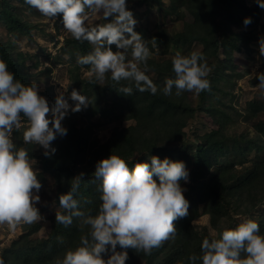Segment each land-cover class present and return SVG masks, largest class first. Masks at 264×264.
Listing matches in <instances>:
<instances>
[{
    "label": "trees",
    "instance_id": "1",
    "mask_svg": "<svg viewBox=\"0 0 264 264\" xmlns=\"http://www.w3.org/2000/svg\"><path fill=\"white\" fill-rule=\"evenodd\" d=\"M150 1L137 0V4L143 6ZM20 2L25 3V0ZM170 2L173 11L186 9L193 22L185 24L184 29L174 34L168 33L163 26L157 27L153 32L136 27L134 30L141 34L152 51L156 48H163L166 51L169 48L181 50L192 42L200 43L203 46L200 52L204 53L207 64L214 73H211L209 89L202 91L201 99L211 101L215 98L218 103L223 104L217 99L222 92L218 84L227 76L226 71L235 72L236 68L229 65L232 61V51H241L249 46L250 41L248 36L240 37L241 34L234 33V28L242 29L252 25L258 16L257 11H253L246 0H170ZM7 4L6 0H2L0 11V22L5 24L7 33L24 34L31 38V32L36 26L23 20ZM245 18H251V23L245 25L243 23ZM231 33L234 36L228 37ZM241 38L245 41L242 45L239 44L242 42ZM92 47L89 42L77 41L71 36L61 51L77 59L78 56L89 53ZM111 47L113 51L116 50L115 45ZM27 56L18 53L12 42H2L0 39V60H4L14 77L25 84L30 83L23 72ZM163 57L160 61L150 57L147 60V74L157 75L155 80L150 77L159 86L156 94L148 91L139 92L133 86L131 94L125 95L119 89L123 86H132L131 83L116 82L110 77L105 87L111 98L112 116L122 117L124 120H136V127L118 131L107 143L99 144L96 138H93L91 127H81L75 121H71L67 134L51 142L56 152L42 159L43 171L53 176L58 184V205L59 196L66 194L73 179L83 173L84 177L79 181V188L74 198L78 200L80 210L92 215L96 214L101 203L99 191L101 181L93 175L95 165L111 154L124 158L130 170L137 162H150L151 156L184 161L186 166L190 167L191 184L188 192L184 193L189 201L188 215L178 218L175 224L177 229L175 236L165 242L162 241L160 246L154 247L150 253L132 248L126 249L128 252L126 264H136L139 260L145 264H189V256L201 255L203 239L219 238L224 230L219 228V222L222 218L228 217L233 209L236 210L234 214L238 215L244 211L247 215L259 207H264V120L254 124V139L248 140L245 135L232 137L227 133L229 117L223 112V108L215 104L202 110L208 111L215 118L221 114L226 116L221 121L219 131L211 132L207 135L206 142L197 145L181 146L178 149L167 147L166 142L182 140L187 120L194 113L197 114L199 109H195L189 100L187 101L192 92H183L180 96H176L173 90L172 95L166 96L159 90L163 87L166 78H175L172 58L165 60ZM262 61L261 73H264V56ZM83 66L88 67V65ZM142 66L144 67L143 64ZM91 81H85L84 86L83 82L80 83L83 86L82 95H87ZM258 83L259 80L256 78L255 84ZM101 110L102 107H98L94 113L98 114L103 111ZM246 111L250 119L261 116L264 114V101L248 102ZM13 139L17 147H24L30 158L35 159L36 155L32 147L23 141L21 129L14 130ZM245 140L248 142L242 145ZM93 148L95 154L89 159L87 167L84 165L85 159ZM233 176L232 183L224 182L225 179ZM233 200L234 205H232ZM201 205L206 206L202 214L211 216L212 223L218 230L217 237L210 236L206 230H196L192 224L201 216L199 210ZM59 212L66 214L65 210ZM55 214L51 217L53 227L48 239L31 240L24 233L13 241L10 247L2 251L0 259L5 264H55V260L62 258L67 250L77 247L81 237L88 234L89 226L83 225L77 217H73L72 223L68 225L58 223ZM261 220L260 232L264 234V216ZM40 228L39 224L32 227L29 224L25 225V229H30L33 234ZM121 250L117 246V251ZM196 264H201L199 259Z\"/></svg>",
    "mask_w": 264,
    "mask_h": 264
},
{
    "label": "clouds",
    "instance_id": "2",
    "mask_svg": "<svg viewBox=\"0 0 264 264\" xmlns=\"http://www.w3.org/2000/svg\"><path fill=\"white\" fill-rule=\"evenodd\" d=\"M25 3L53 22L61 14L64 31L93 46L89 53L77 57V63L90 66V73L97 80L102 81L110 73L113 81L131 83L132 86L119 89L125 95L131 94L133 86L139 92L157 93L159 86L147 74L151 52L141 34L134 30L137 20L127 8V0ZM257 3L264 8V0ZM97 15L107 22L93 25ZM243 23L250 24L251 18H245ZM259 54L264 56V37L259 40ZM172 71L175 78H166L159 89L166 96L172 95L173 90L180 96L183 92L199 94L209 89L207 77L211 69L203 52L193 50L185 55L177 51L172 57ZM256 78V87L264 89V73H257ZM39 92L35 80L22 83L0 60V224H7L13 231L21 223L41 219L36 204L42 187L33 159L14 142V130H19L22 118H27L24 143L42 146L43 154L50 156L56 152L51 142L67 134L62 121L69 110L79 112L90 103L88 97L73 89L68 99L61 93L50 106ZM69 99L76 102L74 106ZM93 175L101 181V203L95 215L80 210L74 198L83 173L73 179L66 194L59 196V205L66 214L57 211L56 222L68 225L77 217L89 226V232L55 264H126V249L150 253L162 241L173 238L177 231L173 222L188 215L189 201L181 182H189L190 173L184 161L151 156L150 162H137L130 170L124 158L111 154L96 163ZM117 246L122 250L117 251ZM198 259L201 264H264V234L255 219H246L234 228L224 229L218 239H203L201 255L189 256V264H196ZM0 264L5 262L0 259Z\"/></svg>",
    "mask_w": 264,
    "mask_h": 264
},
{
    "label": "rangeland",
    "instance_id": "3",
    "mask_svg": "<svg viewBox=\"0 0 264 264\" xmlns=\"http://www.w3.org/2000/svg\"><path fill=\"white\" fill-rule=\"evenodd\" d=\"M6 1L8 3L7 5H10L23 20L35 25L36 28L31 32V38L24 34L9 35L5 24L0 22V39L2 42H12L18 53L28 55L23 72L27 75L30 83L33 80L36 81L40 89L39 94L43 95L49 101L50 106L61 93L64 94L66 99H68L73 89H76L82 94L85 81L90 82V80H92L90 85L88 83L89 89L86 95L90 103L87 107H82L79 112H71L69 110L68 115L62 121L64 127L69 129L71 121H75L76 124L81 127H91L94 134L93 138H96L99 144L107 143L118 131L136 127V120H124L122 117L112 116L111 98H109L110 95L108 91L105 90L106 85L110 81V73H106L102 81L97 80L95 74L90 73V66L86 67L78 64L77 59L71 58L67 53L61 51L67 39L71 37V35L66 33L63 29L61 14H58L55 18V22H53L40 14L38 10L26 3H21L20 0ZM1 2L2 0H0V11ZM246 3L253 11H257L258 16L252 25L242 29L237 27L234 28V33L238 35L241 34L240 37L242 35L248 36L250 41L248 43L249 46L244 47L241 51H232V61L229 65L236 68L235 72L226 71L227 76L218 84L222 92L219 93L217 99L221 100L225 105L218 103V100L215 98L211 101H204L201 99L202 92L199 94L192 92V95L187 98V101L189 100L191 106L197 110L199 109V111L197 114L194 113L193 116L187 120V126L183 129L184 135L182 136V140L166 142L165 145L167 147L178 149L181 146L197 145L198 143L206 142L207 135L211 132L219 131L221 129V121L223 117L226 116L221 114L218 118H215L208 113V111L202 110L206 107L210 108L215 106V104L223 108V112L229 117V123L227 125V133H229V135L232 137H241L245 135L248 140L255 138V130L253 129L254 124L260 120L263 121L264 114H261V116L255 119H250L246 107L247 103L250 101H264V89L256 87L257 85L255 84L257 73H261L263 70L262 56L259 54V40L264 37V8L259 6L257 0H246ZM127 8L133 12L134 18L137 20L135 27L140 30L146 29L153 32L157 27L163 26L168 33L174 34L184 29L185 24L193 22V18L186 9L183 8L179 11H173L170 0H151L143 6H139L137 0H127ZM108 20L110 21L111 18H108ZM106 22L107 21L99 15L92 20L93 25ZM233 36V33H231L228 37ZM241 39L242 42H239L240 45L245 43L243 38ZM193 50L202 51L203 46L198 42H192L181 50L169 48L166 51L163 48H156L152 51L150 49V58L160 61L162 56H164L163 58L166 60L170 57L172 58L177 51L186 54ZM128 58L131 59L130 55ZM139 67L142 69L144 68L142 64H140ZM76 68L78 70H76ZM211 73H213L212 70L208 74L209 81ZM150 77L155 80L157 75L150 73ZM81 82H83V86L80 84ZM205 91H208V89ZM75 103L76 102L69 99L70 105L74 106ZM98 107H102L103 111L101 110L102 112L95 114L94 111ZM48 116L50 118L51 113H49ZM28 126L27 118H22L21 132L23 133ZM248 140L243 141L242 145H245ZM27 144H29L35 152L36 157L33 159L32 163L37 170L38 179L42 185L38 193L40 200L36 204L41 219L29 225L32 227L33 225L39 224L41 228L38 232L33 234L30 232V229H25V225H27L25 223L17 225L14 231L10 230L7 224H0V257L2 251L10 247L12 242L17 240L24 233L31 240L41 241L46 238L48 239L53 227L51 217L57 211H64L57 203L58 184L56 183V179L42 169V159L45 157L43 154L45 149L34 143ZM164 148L166 147L164 146ZM94 149L95 148L90 150V155L85 159L84 165L87 167L89 165V159L95 154ZM252 155H254V153H252ZM186 167L188 170L190 169V167ZM83 177L84 175L82 178ZM82 178L79 181H81ZM233 178L234 176L225 179L224 182L228 184L232 183ZM190 184V181L182 184V187L186 189L184 193L188 192ZM232 205H234V200L232 201ZM205 208V205L199 207L201 216L196 218L192 224L196 227V230H206L210 236L217 237L218 230L213 225L211 216L209 214H202ZM234 212H236L235 209L231 211L228 217L220 220L219 228L225 229L228 226L234 228L239 223L249 218L255 219L260 225L262 221L261 217L264 216V207H259L253 212H249L247 215L244 214V211L238 215L234 214ZM177 222L178 219L173 222L174 225ZM136 264L145 263L139 260Z\"/></svg>",
    "mask_w": 264,
    "mask_h": 264
},
{
    "label": "bare ground",
    "instance_id": "4",
    "mask_svg": "<svg viewBox=\"0 0 264 264\" xmlns=\"http://www.w3.org/2000/svg\"><path fill=\"white\" fill-rule=\"evenodd\" d=\"M39 29V28H38ZM72 44V43H71ZM82 46V45H81ZM76 47V46H75Z\"/></svg>",
    "mask_w": 264,
    "mask_h": 264
}]
</instances>
